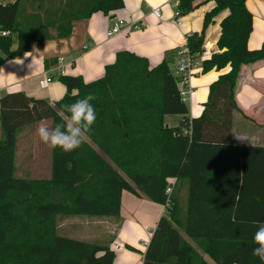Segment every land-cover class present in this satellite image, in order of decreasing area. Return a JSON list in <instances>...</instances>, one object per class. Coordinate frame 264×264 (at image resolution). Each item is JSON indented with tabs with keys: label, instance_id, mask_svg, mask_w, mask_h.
Returning <instances> with one entry per match:
<instances>
[{
	"label": "trees",
	"instance_id": "1",
	"mask_svg": "<svg viewBox=\"0 0 264 264\" xmlns=\"http://www.w3.org/2000/svg\"><path fill=\"white\" fill-rule=\"evenodd\" d=\"M196 1L179 0V16L195 11ZM209 1L215 6L188 47L202 52L207 28L228 10L220 24L221 52L204 61L203 72L231 70L212 84L199 118H190L169 61L151 68L148 59L127 51L96 81L61 76L66 94L54 105L21 91L0 97V264H114L110 246L63 235L59 226L63 218H118L123 192L166 207L144 264H209L184 236L216 264H264L253 255V236L264 222V147L232 142L233 114L241 110L237 82L245 65L264 61V44L248 48V0ZM124 8V0L0 5V66L32 43L69 37L74 21ZM89 93L97 118L88 142L71 152L52 149L49 179L16 177L18 134L46 120L52 127L62 123L63 106ZM175 115L182 119L169 127L166 118Z\"/></svg>",
	"mask_w": 264,
	"mask_h": 264
},
{
	"label": "crops",
	"instance_id": "2",
	"mask_svg": "<svg viewBox=\"0 0 264 264\" xmlns=\"http://www.w3.org/2000/svg\"><path fill=\"white\" fill-rule=\"evenodd\" d=\"M16 1L0 0V5L14 4ZM206 1H196L195 5L199 7L195 11L177 17L179 0H124L125 8L110 16L95 13L88 19L74 21L69 37L47 40L41 44L32 43L25 52L29 56L24 53L0 66V97L21 91L30 97L44 99L54 105L66 94L65 86L60 82L61 76H81L86 83L96 81L105 75L107 66L115 63L118 54L125 51L148 59L151 68L165 60L169 61L178 78L176 64L179 50L188 46L190 35L202 31L205 14L215 6L213 1ZM247 7L253 16V32L248 48L257 50L264 44V0H248ZM155 8L161 11L159 18L152 13ZM228 13L229 11L225 10L215 17L205 32L202 52L207 51L209 55L205 60L221 52L218 47L220 24ZM116 18L142 19L149 28L109 38L107 34ZM17 43L15 38L14 47ZM61 58L64 59L62 64L65 68L64 74L61 73L59 65ZM203 68L204 66L201 75L192 78L190 82L191 87L197 90L190 97V108L188 106L192 119L202 115L212 84L231 70L228 66L219 71L214 69L204 73ZM45 75H52L55 79L47 89H42L40 81ZM236 99L241 110L233 114L232 142L237 145L264 147V61L242 68L236 87ZM42 124L52 127L51 121L46 120L34 128L27 127L18 134L16 160L22 142L23 155L19 172L26 176L24 177L26 179L41 180L51 177L52 148L41 142L37 134V129ZM237 126L240 130L236 131L234 128ZM2 135L0 112V140ZM16 171L17 167L15 175ZM172 183L175 185L176 180ZM165 213L164 205L156 204L145 196L139 197L123 192L121 213L118 218L73 217V219H86L95 223L97 229H104L99 233V238L83 240L110 246L116 254L114 264H144L145 253ZM62 222L63 220L60 224ZM184 238L202 259L209 264H216L195 241L186 236Z\"/></svg>",
	"mask_w": 264,
	"mask_h": 264
},
{
	"label": "clouds",
	"instance_id": "3",
	"mask_svg": "<svg viewBox=\"0 0 264 264\" xmlns=\"http://www.w3.org/2000/svg\"><path fill=\"white\" fill-rule=\"evenodd\" d=\"M29 56L28 53H25ZM96 97L89 93L74 103L63 106L64 112L60 113L62 123L49 127L42 124L37 129V134L44 144L52 149L59 148L63 152H71L80 148L89 140L88 133L91 132L97 114L91 101ZM65 112L67 115H65ZM256 247L253 255L264 262V222L260 223L253 236Z\"/></svg>",
	"mask_w": 264,
	"mask_h": 264
},
{
	"label": "built area",
	"instance_id": "4",
	"mask_svg": "<svg viewBox=\"0 0 264 264\" xmlns=\"http://www.w3.org/2000/svg\"><path fill=\"white\" fill-rule=\"evenodd\" d=\"M152 13L159 18L161 11L159 8L152 10ZM179 17V13H177ZM149 25L144 20H125L122 18H116L113 26L108 32V37L113 38L122 33H127L131 31H142L148 29ZM2 36L9 35V32H2ZM188 40V37H187ZM209 56L207 51L200 52L198 54H193L188 46L182 47L178 52V59L176 64V70L178 73V88L182 100L186 102L191 100V96L196 93L197 90L191 87V79L199 77L202 73L203 61ZM64 59H59V65L61 73H65V68L62 66ZM55 78L52 75H45L40 81V87L42 89H47L49 85L53 82ZM173 183L167 188V195L170 196L173 190Z\"/></svg>",
	"mask_w": 264,
	"mask_h": 264
},
{
	"label": "rangeland",
	"instance_id": "5",
	"mask_svg": "<svg viewBox=\"0 0 264 264\" xmlns=\"http://www.w3.org/2000/svg\"><path fill=\"white\" fill-rule=\"evenodd\" d=\"M172 73L176 77V71L173 68H172ZM185 103L190 108L189 100H187ZM181 119H182L181 116L175 115V116H168L166 118V121L170 127H176L179 125ZM234 129H236V131H237V129L240 130V128L238 126L235 127ZM21 145H22V142L20 143V146L18 148V153H17L16 177L24 178L26 176H23L19 172V164L22 160V155H23V153L21 151ZM94 224L95 223H91L90 221H87L86 219H81V218H78V219H73V218L72 219H70V218L64 219L63 218V222L60 224V233L63 235H69V236L76 237L79 239L92 240L90 238H93V239L97 238L99 233L101 232V230H104V229H101V230L97 229Z\"/></svg>",
	"mask_w": 264,
	"mask_h": 264
}]
</instances>
